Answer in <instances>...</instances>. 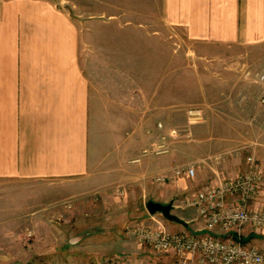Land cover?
Returning a JSON list of instances; mask_svg holds the SVG:
<instances>
[{"label": "crops", "instance_id": "1", "mask_svg": "<svg viewBox=\"0 0 264 264\" xmlns=\"http://www.w3.org/2000/svg\"><path fill=\"white\" fill-rule=\"evenodd\" d=\"M65 1L0 0V183L34 184L39 200L32 202L39 208L33 212L39 214L44 209L43 213L48 212L56 190L62 193L60 199H65L70 197L72 181L85 189L96 187L101 177L103 181L111 179L116 169L119 171L118 165L123 167L125 160L129 162L140 155L131 152L134 144L125 143L115 154L107 151L106 145L115 140L118 116L124 121L137 117L138 127L144 126L154 95L148 89L138 96L126 83L135 79L128 70L133 60L128 53L122 56L120 47H129L124 44L131 39L122 35L129 34L131 20L121 22L118 13L110 14L117 20L115 27L120 38L99 41L96 27L86 23L96 15L89 12L85 19L84 10L66 5ZM155 5L157 15H150L149 23L139 21L137 26L149 28L148 33L157 37L159 45L162 25L181 35L185 46L201 58L223 57L224 51L232 48L264 43V0H155ZM149 8H139V12L145 13ZM150 73L139 74L148 79ZM259 116L256 160L264 170V117ZM104 118L109 126L105 141L101 131ZM135 136L133 141L139 151L151 145L155 137L148 127L139 129ZM157 166L161 171L162 162L150 158L138 168L151 172ZM217 168L210 164L197 170L195 182L204 179L201 189L214 183L218 176L245 171L247 164L244 159L243 166L233 174ZM190 179L179 178L173 191L178 194L179 190L192 187L186 183ZM160 188L158 202H162ZM251 206H264V187ZM173 208L179 209L180 214L176 215L185 225L169 221L159 212L147 213L146 225H163L171 232L206 234L204 220L196 209ZM37 221L42 222L40 217ZM108 234L121 237L114 229ZM248 237L261 238L264 232L247 230L242 238ZM249 240L245 241L247 245L252 243ZM125 251H115L122 260L111 264H141L143 260L149 264H169L175 259L172 251L165 253L167 259H162V252L138 239L133 249Z\"/></svg>", "mask_w": 264, "mask_h": 264}, {"label": "rangeland", "instance_id": "2", "mask_svg": "<svg viewBox=\"0 0 264 264\" xmlns=\"http://www.w3.org/2000/svg\"><path fill=\"white\" fill-rule=\"evenodd\" d=\"M65 4L84 10L85 19L89 12L96 15L86 23L96 27L99 41L120 38L115 27L117 20L110 14L118 13L121 22L131 20L129 34L122 35L131 39L129 44H124L129 47H120L122 56L128 53L133 60L128 70L135 79L126 83L138 96L150 89L154 94L152 110L149 120L145 118L144 126L139 127L137 117L124 121L118 116L115 140L105 147L115 154L125 143L134 144L131 152H140L136 159L125 160L111 179L97 180L96 187L85 189L72 181L70 197L65 199H60L62 193L56 190L55 201L47 213H43L46 209L40 214L33 212L39 208L32 202L39 200L34 184L0 183V264L120 262L122 257L114 252L122 250L125 254V250L134 248L137 238L127 228L136 222L148 224L144 221L149 213L145 204L148 200L157 201L160 187L162 203L174 204L183 194L201 189L204 179L195 182L199 168L203 170L214 164L217 169L222 167L233 174L243 166L248 153L253 152L257 159L259 115L264 117V43L232 48L224 51L223 57L201 58L185 46L181 35L167 26L162 25V45L157 43L156 36L148 33L149 28L137 26L139 21L149 23L148 17L157 15L155 0H67ZM142 7L150 8L142 13L139 12ZM144 71L151 72L148 79L139 74ZM190 110H198L199 114ZM107 120L102 119L104 141L109 130ZM147 127L155 137L151 145L139 151L133 140L139 129ZM150 158L162 162L161 171L158 166L151 172L138 168ZM187 163L196 166L195 179L186 182L192 185L189 189L176 194L173 189L179 178L169 183L155 180ZM133 165L137 168H129ZM173 207L172 212L180 214ZM112 229L121 237L110 236ZM247 230L248 226L243 231ZM249 241L264 247V237ZM165 253L162 252V259H167ZM135 262L132 261L140 264ZM161 263L164 264L158 261L155 264ZM141 264L149 263L143 260Z\"/></svg>", "mask_w": 264, "mask_h": 264}, {"label": "built area", "instance_id": "3", "mask_svg": "<svg viewBox=\"0 0 264 264\" xmlns=\"http://www.w3.org/2000/svg\"><path fill=\"white\" fill-rule=\"evenodd\" d=\"M189 112L199 114L198 110ZM245 162V171L218 176L214 183L183 194L177 203H172L174 207L196 209L204 220L206 234L171 232L163 225L143 223L127 230L156 252L172 251L175 259L169 264H264V247L241 240L246 226L254 233L264 232V206H251L264 187V170L258 167L253 152L245 156ZM195 171L194 164H181L155 180L169 183L181 177L193 178ZM230 233L236 238L223 237Z\"/></svg>", "mask_w": 264, "mask_h": 264}, {"label": "water", "instance_id": "4", "mask_svg": "<svg viewBox=\"0 0 264 264\" xmlns=\"http://www.w3.org/2000/svg\"><path fill=\"white\" fill-rule=\"evenodd\" d=\"M145 207L150 214L159 212L165 219L169 221L181 223L184 225L186 224L184 220H182L178 215L172 212L173 205L171 202L162 203L154 200H148L145 204Z\"/></svg>", "mask_w": 264, "mask_h": 264}, {"label": "trees", "instance_id": "5", "mask_svg": "<svg viewBox=\"0 0 264 264\" xmlns=\"http://www.w3.org/2000/svg\"><path fill=\"white\" fill-rule=\"evenodd\" d=\"M225 237H232V238H236V236L234 235V234H232V233H230V234H228V235H226ZM251 237V236H250ZM250 237H248V238H241V240H242V242L243 243H245V241H247V240H249L250 239Z\"/></svg>", "mask_w": 264, "mask_h": 264}]
</instances>
